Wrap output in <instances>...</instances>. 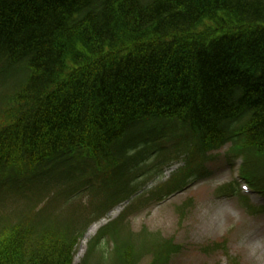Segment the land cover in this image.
Here are the masks:
<instances>
[{
  "label": "trees",
  "instance_id": "16d2710c",
  "mask_svg": "<svg viewBox=\"0 0 264 264\" xmlns=\"http://www.w3.org/2000/svg\"><path fill=\"white\" fill-rule=\"evenodd\" d=\"M176 136L186 166L138 197ZM227 145L264 197V0H0V206L24 204L0 218V264H75L94 213L124 202L78 264H169L180 247L129 215Z\"/></svg>",
  "mask_w": 264,
  "mask_h": 264
},
{
  "label": "rangeland",
  "instance_id": "374dc122",
  "mask_svg": "<svg viewBox=\"0 0 264 264\" xmlns=\"http://www.w3.org/2000/svg\"><path fill=\"white\" fill-rule=\"evenodd\" d=\"M180 141V137L176 136L157 142V145L162 143L165 154L152 155L148 165L150 174L141 180L146 181L138 194L141 198L151 197L152 192L164 186L186 166L188 153L182 150L180 155H176ZM229 151L230 145H227L211 151L204 161H196L200 175L189 180L188 189L161 204L145 203L140 206L129 215L126 222L129 231L141 234L145 230L180 247L169 264H264V200L248 191L243 197L242 186L248 183L238 175L241 160L231 159ZM164 158L167 161L156 166ZM227 186L228 191H223ZM230 186H239L240 193L232 194ZM16 199L12 197L7 204L0 206V218L13 214L24 205L23 199H19L21 202L14 201ZM99 199L96 197L95 202L98 203ZM80 204L85 210V217L89 215L88 218L93 219L77 246L75 264L85 256L87 244L96 234L86 240L91 227L117 219L127 205L119 206L120 209L116 207L115 212L102 216L100 212L94 213L91 217L92 205L86 207V202ZM85 240L86 244L83 243ZM215 244L222 246L214 250ZM152 260L153 252L149 250L139 264H151Z\"/></svg>",
  "mask_w": 264,
  "mask_h": 264
},
{
  "label": "bare ground",
  "instance_id": "6f19581e",
  "mask_svg": "<svg viewBox=\"0 0 264 264\" xmlns=\"http://www.w3.org/2000/svg\"><path fill=\"white\" fill-rule=\"evenodd\" d=\"M117 209H120V208H117ZM117 209L114 210L117 211ZM114 215V214H113ZM103 223H98V224H95L94 226L91 227V229L89 230L87 236H86V240L93 234L96 233V231L99 229V227L102 225ZM86 240L83 242L84 244H86Z\"/></svg>",
  "mask_w": 264,
  "mask_h": 264
}]
</instances>
